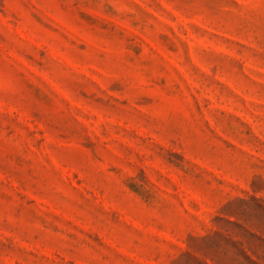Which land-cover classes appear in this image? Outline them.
Returning a JSON list of instances; mask_svg holds the SVG:
<instances>
[{"label":"rangeland","instance_id":"obj_1","mask_svg":"<svg viewBox=\"0 0 264 264\" xmlns=\"http://www.w3.org/2000/svg\"><path fill=\"white\" fill-rule=\"evenodd\" d=\"M0 264H264V0H0Z\"/></svg>","mask_w":264,"mask_h":264}]
</instances>
